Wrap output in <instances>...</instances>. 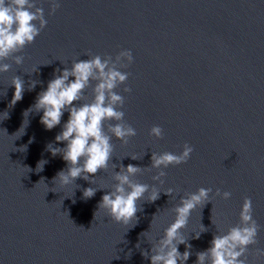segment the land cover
I'll return each mask as SVG.
<instances>
[{"label":"water","instance_id":"95a60500","mask_svg":"<svg viewBox=\"0 0 264 264\" xmlns=\"http://www.w3.org/2000/svg\"><path fill=\"white\" fill-rule=\"evenodd\" d=\"M40 6L47 26L23 49L24 62L17 66L9 58L4 62L11 69L0 73V264H150L141 252H150L173 222L171 209L181 196L201 187L232 196L214 197L192 211L180 230L191 245L185 264H195L217 229L238 222L245 196L261 226L248 262L264 264L251 254L264 248V0H61L51 16L47 0ZM122 49L134 57L122 69L130 73L131 92L124 93V85L117 91L125 97V121L137 134L127 144L113 139L109 169L90 175L91 184L82 178L54 184L67 164L46 145L65 146L55 136L68 113L46 130L42 112H24L54 70L88 59L85 53L115 56ZM13 76L25 81V91L11 106ZM31 81L39 83L29 91ZM153 125L163 129L161 139L148 135ZM184 143L194 151L186 163L164 169L163 184L152 181L155 169L134 177L161 192L154 202H137V222L116 223L98 209L114 183L112 164L149 167L152 152H179ZM41 160L47 163L37 172ZM88 187L102 189L85 199ZM169 188L171 196L164 193ZM201 224L207 231L195 238Z\"/></svg>","mask_w":264,"mask_h":264},{"label":"clouds","instance_id":"9594fccd","mask_svg":"<svg viewBox=\"0 0 264 264\" xmlns=\"http://www.w3.org/2000/svg\"><path fill=\"white\" fill-rule=\"evenodd\" d=\"M47 2L48 16L61 7V0ZM47 24L45 9L40 6V0H0V73L11 69L12 64L4 62L9 58L17 66L24 62L23 49L34 42ZM85 55L89 58L75 60L70 68L54 70L53 78L48 81L46 89L37 94L34 104L24 112V116L42 112L40 123L46 130L60 125L64 113H68L62 130L55 136V142H64L65 146L54 147L53 142L46 145V150L52 156L60 155L67 164L66 169L57 172L52 180L54 184L58 183L62 187L75 183L77 178L91 184L94 179H90V175L109 169V163L114 156L113 139L127 144L129 138L137 134L136 129L125 121V112L122 110L125 97L117 91L124 85L122 91L131 92V88L127 86L130 73L122 69L133 63L132 51L122 49L115 56L93 55L90 52ZM70 77L73 79L70 80ZM37 83L39 82L31 81L28 90H33ZM10 85L14 87V93L9 105L13 106L23 98L25 81L20 76H13ZM148 135L161 139L163 129L159 125H153ZM193 151L192 146L184 143L179 152H152L149 167L132 164L125 167L111 163V178L114 183L101 197L98 209L106 210L107 216L113 222L124 225L133 220L137 222L136 214L142 211L137 202H154L159 199L161 192L155 184L150 186L140 183L134 177L144 170L155 169L152 181L163 184L162 178L167 175L164 169L170 165L186 163ZM131 159L138 158L131 156ZM46 163L45 160L39 161L37 172L42 171ZM116 167L120 168L119 172L113 171ZM41 179L44 180L43 177ZM100 189L102 188L83 189V198H92ZM164 193L171 196L173 189L169 188ZM231 196L230 191L222 192L217 188L213 193L211 188L204 187L185 193L171 209L175 213L173 222L163 230L159 239L151 243L150 252L142 251L141 255L150 259V264H185L191 255V245L181 237L180 230L187 226L192 211L211 202L214 197L229 200ZM238 216V222L226 231L217 229L210 241L211 246L196 253L195 264H249V246L258 244L257 236L261 227L253 218L250 197L243 198ZM206 231L201 224V230L195 234V238H199ZM180 244L185 245L186 250L183 253L178 251ZM251 254L264 258V248L254 247Z\"/></svg>","mask_w":264,"mask_h":264}]
</instances>
